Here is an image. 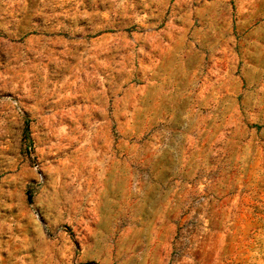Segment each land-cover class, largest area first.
<instances>
[{
    "label": "rangeland",
    "instance_id": "1",
    "mask_svg": "<svg viewBox=\"0 0 264 264\" xmlns=\"http://www.w3.org/2000/svg\"><path fill=\"white\" fill-rule=\"evenodd\" d=\"M0 264H264V0H0Z\"/></svg>",
    "mask_w": 264,
    "mask_h": 264
}]
</instances>
